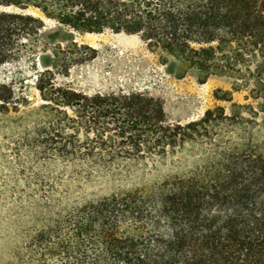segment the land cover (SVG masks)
Returning <instances> with one entry per match:
<instances>
[{
	"label": "trees",
	"instance_id": "obj_1",
	"mask_svg": "<svg viewBox=\"0 0 264 264\" xmlns=\"http://www.w3.org/2000/svg\"><path fill=\"white\" fill-rule=\"evenodd\" d=\"M33 11L81 33L140 35L150 50L195 70L200 83L253 72L264 98V0H0V65L25 58L35 72L30 83L0 80V126L40 111L32 145L73 167L127 174L187 144L213 143L212 130L239 124L241 105L229 116L217 107L173 123L147 92L60 83L59 73L97 50L71 42L40 69L44 20ZM217 98L232 100L230 92ZM213 148L204 166L149 187L72 202L69 182L43 188L31 205L40 224L28 229L27 262L16 264H264V149Z\"/></svg>",
	"mask_w": 264,
	"mask_h": 264
},
{
	"label": "rangeland",
	"instance_id": "obj_2",
	"mask_svg": "<svg viewBox=\"0 0 264 264\" xmlns=\"http://www.w3.org/2000/svg\"><path fill=\"white\" fill-rule=\"evenodd\" d=\"M33 13L44 20L42 44L36 55L40 69L47 66L51 51L59 46L67 50L71 42H76L97 50L92 60L75 61L67 73H59L58 82L88 92L118 88L147 92L163 103L167 118L173 123L198 120L208 109L217 107H223L229 116L234 103L241 105L238 110L243 118L236 119L239 124L226 121L221 128L212 130V137L217 139L213 143L187 144L164 159L132 167L127 174L96 168L89 171L79 164L73 167L32 145L34 134L43 128L42 119L36 117L40 111L25 113L0 126V264H16L21 258L27 262L28 229L40 224L31 205L40 198L43 188L69 182V201H84L120 189L149 187L169 176L193 171L204 166L206 157L214 154L215 144L243 147L252 143L264 149V98L259 94L261 88L255 73H216L200 83L195 70L172 55L150 50L140 35L109 29L81 33L37 11ZM33 75L34 68L25 58L0 65V80L24 77L30 83ZM227 92L231 101L217 98ZM29 95L37 100L35 106L40 103L34 89ZM70 172L76 175L71 181Z\"/></svg>",
	"mask_w": 264,
	"mask_h": 264
}]
</instances>
